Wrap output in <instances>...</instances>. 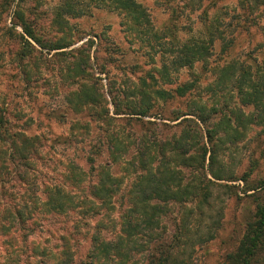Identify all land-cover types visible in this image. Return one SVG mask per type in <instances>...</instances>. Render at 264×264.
<instances>
[{"label": "rangeland", "instance_id": "rangeland-1", "mask_svg": "<svg viewBox=\"0 0 264 264\" xmlns=\"http://www.w3.org/2000/svg\"><path fill=\"white\" fill-rule=\"evenodd\" d=\"M137 1L146 8L152 23L144 32L128 28L123 14L103 3L88 6L79 2V7H85L81 13L62 15L63 0H0V131L5 141H24L28 136L37 144L29 150L30 167L22 164L30 161L23 162L17 153L7 158L8 170L2 175L6 192L0 188V207L23 206L26 199L31 206L27 195L35 198L34 184L55 182L69 162L89 169L88 156L95 157L92 165L108 163L109 171L119 175L121 157L134 153L137 141L143 146L149 141H176L180 130L192 125L186 122L187 126H182V118L197 121L190 114L195 103L206 105L212 122L226 120L235 127L228 135L219 130L217 140L211 141L216 145L214 161L209 167L206 156L204 164H208L205 172L215 184H208L206 197L200 193L194 201H170L155 237L178 243L172 260L179 264H219L237 247L257 205H264V112L255 102H245L248 95L240 86L242 77L220 80L213 66L231 59L248 64L261 61L264 47L255 50L254 45L261 33H240L227 52L221 51L223 41L217 39L206 63L198 61L163 77L157 71L167 56L163 51L191 34L200 35L199 13L211 0ZM262 19L264 23V14ZM21 22L32 29L39 43L25 35ZM144 78L150 90L166 89L171 96L156 100L148 115H136L140 121L114 114L112 101L117 100L124 111L131 91L143 86ZM187 82H192L191 91L178 95L177 87ZM140 96L138 92L132 95L135 100ZM238 112L247 116L243 123ZM182 113L187 114L176 119ZM106 115L113 119L106 121ZM107 141H122L114 160ZM99 144V154L92 153L91 147ZM0 150L6 155L8 144L0 142ZM194 150L199 152L197 145ZM18 171L27 180L18 176ZM196 175L199 178L200 173ZM93 181L94 176L90 183ZM129 183L126 178L114 197L117 208L122 207ZM36 190L41 192L39 187ZM32 212L39 220L26 237L16 225H7L11 235L0 230V264H41L45 259L41 248H50L56 239L47 231L54 215ZM84 239L78 255L88 247V238ZM260 255L262 262L264 251Z\"/></svg>", "mask_w": 264, "mask_h": 264}, {"label": "trees", "instance_id": "trees-1", "mask_svg": "<svg viewBox=\"0 0 264 264\" xmlns=\"http://www.w3.org/2000/svg\"><path fill=\"white\" fill-rule=\"evenodd\" d=\"M218 1L211 0L201 9L199 36L191 34L181 43L174 42L168 50L163 51L167 56L157 69L160 75L169 77L171 72H177L180 67L190 68L198 61L206 63L217 39L223 41L221 51L227 52L240 33L245 32L247 36H251L259 31L260 41L254 44L257 47L255 50L264 47L262 19L264 0H236L234 4H219ZM79 2L103 3L118 10L127 19L125 24L130 29L144 32L152 28L146 8L137 0H63L61 14L81 13L85 7H79ZM171 22L175 25L174 21ZM21 25L25 35L34 39L32 29L23 22ZM215 69L218 70L220 80L232 76L242 77L240 86L247 89L245 93L248 95L245 102H255L256 107L264 112V58L252 64L231 59L222 65L215 64L213 70ZM141 81L143 86L135 87L131 91V100L124 103V111L119 109L117 100L112 101L114 114H124L127 121H140L139 118L135 119L136 115H148L152 112L156 100H164L171 96L166 89L150 90L145 78ZM192 88V82H187L177 87L176 92L183 96ZM137 92L141 96L135 100L132 95ZM193 108L190 114L194 115L197 121L182 118L184 122L181 124L187 126L186 122H192L191 128L181 129L176 141L154 143L149 141L148 146H143L141 141H137L134 153L121 157L122 171L119 175H113L109 171L108 163L92 165L95 157L88 156L89 169L85 170L80 165L69 162L66 169L54 179L55 182L44 180L40 185L34 184L35 198L27 195L31 206L26 199L23 206L12 203L0 207L1 232L11 235L7 225H16L23 230V237H26L33 230L31 225L39 220L33 215L32 209H35L41 211L43 216L53 214L54 222L51 225L58 228L50 229L51 225L47 226L49 236L51 238L55 236L56 239L50 248H41L40 252L45 258L41 260V264H179L172 260L177 242L172 243L173 239L168 242L156 238V229L161 225V218L167 213L170 201H194L200 193L206 197L205 189L208 184H215L205 172L208 164H204L206 156L209 159V167L214 161L216 145L211 141L217 140L219 130H223L227 135L231 134L232 127L226 120L224 123L212 122L206 105L195 103ZM184 114L187 113L178 115L176 119ZM237 115L240 122L246 120L247 116L243 112H238ZM106 116V121L113 119L109 115ZM29 140L27 136L24 137V141H5L0 131V142L8 144L6 155L0 150V188L3 192H6L4 191L6 187L2 182L4 180L2 175L8 170L5 162L7 158H13L15 153L20 159H24L23 162L30 161L29 150L37 148V144L36 141ZM107 143L109 155L114 160L118 156L115 150L122 141ZM196 145L199 152L194 150ZM99 146L101 144L91 147V152L99 154ZM22 164L30 167L31 161ZM20 171L16 174L27 180L26 175H21ZM197 173H200L199 178ZM211 175L219 178L215 173ZM93 176L94 181L90 183ZM126 178H130V186L126 190L122 207L117 208L114 197ZM85 180L89 182L86 185ZM38 187L41 191L39 193L36 190ZM1 218L5 219L4 223L1 222ZM77 235H81V238ZM85 237L88 238V247L84 253L78 255L77 252ZM176 239L177 235L174 237V240ZM262 251H264V205L258 204L255 217L247 223L237 247L227 253L219 264H264V261H259Z\"/></svg>", "mask_w": 264, "mask_h": 264}]
</instances>
